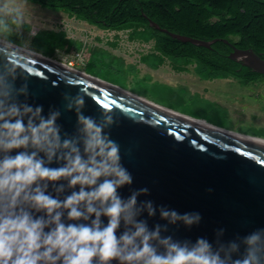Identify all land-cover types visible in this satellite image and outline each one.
Returning a JSON list of instances; mask_svg holds the SVG:
<instances>
[{
	"label": "clouds",
	"instance_id": "1",
	"mask_svg": "<svg viewBox=\"0 0 264 264\" xmlns=\"http://www.w3.org/2000/svg\"><path fill=\"white\" fill-rule=\"evenodd\" d=\"M17 68L0 73V264H264V228L215 246L149 228L139 219L156 214L151 201H139L148 189L127 198L119 192L133 176L107 131L116 123L107 106L97 119L83 113L82 96L71 97L66 109L76 112V134H62L59 110L45 115L42 105L20 100L28 88L16 87ZM66 187L71 192L61 199ZM160 216L189 227L201 220L164 208Z\"/></svg>",
	"mask_w": 264,
	"mask_h": 264
},
{
	"label": "water",
	"instance_id": "2",
	"mask_svg": "<svg viewBox=\"0 0 264 264\" xmlns=\"http://www.w3.org/2000/svg\"><path fill=\"white\" fill-rule=\"evenodd\" d=\"M143 16L151 28L182 43L207 49L216 42L228 44L232 48L230 60L264 75V57L252 49H239L226 39L204 41L173 33ZM16 65V87L27 84L28 88V95L20 96V100L42 105L45 115L59 110L57 124L62 134H76V112L66 109L71 97L82 96L83 113L97 119L107 106L116 120L107 131L120 145L121 162L133 176V184L119 192L127 198L134 190L148 189L139 201H151L156 214L149 216L145 211L139 219L145 220L149 228L161 225V235L193 242L204 237L214 246L217 241L227 242L264 228V146L247 140L263 138L237 135L208 124L205 127L201 121L83 74L84 78L67 65L34 57L27 50H17L0 41V73L5 66L12 69ZM58 183L66 186V181ZM49 191L56 195L53 184H49ZM70 192L66 187L59 197L63 199ZM161 208L181 214L199 213L201 220L190 227L182 222L171 224L161 218ZM102 219L107 223L106 218Z\"/></svg>",
	"mask_w": 264,
	"mask_h": 264
},
{
	"label": "rangeland",
	"instance_id": "3",
	"mask_svg": "<svg viewBox=\"0 0 264 264\" xmlns=\"http://www.w3.org/2000/svg\"><path fill=\"white\" fill-rule=\"evenodd\" d=\"M0 19L7 25L0 24V41L7 46L67 65L82 77L201 121L202 125L264 139L263 96L253 100L251 93L237 89L231 79L203 84L194 77L174 75L173 65H180V61L166 59L163 66L159 65L152 41H129V31L101 30L29 0H0ZM189 68L194 69L192 64ZM207 74L199 75L205 79Z\"/></svg>",
	"mask_w": 264,
	"mask_h": 264
},
{
	"label": "trees",
	"instance_id": "4",
	"mask_svg": "<svg viewBox=\"0 0 264 264\" xmlns=\"http://www.w3.org/2000/svg\"><path fill=\"white\" fill-rule=\"evenodd\" d=\"M101 30L129 31V41L153 42L159 65L178 60L175 69L195 64L206 79L233 78L248 84L261 76L230 60L232 48L216 42L210 49L182 43L149 26L144 14L170 32L204 41L226 39L264 57L263 0H29ZM197 71V72H198ZM198 74H202L201 72ZM252 76H255L252 77Z\"/></svg>",
	"mask_w": 264,
	"mask_h": 264
},
{
	"label": "flooded vegetation",
	"instance_id": "5",
	"mask_svg": "<svg viewBox=\"0 0 264 264\" xmlns=\"http://www.w3.org/2000/svg\"><path fill=\"white\" fill-rule=\"evenodd\" d=\"M189 65H191V64H189ZM189 65L185 66V70H183V71L177 70L175 68L172 71L176 74H181L184 76L187 75L188 77H191V79L194 77L198 80V83L208 80L206 78L205 79L202 78V75H199L198 73H196V71H194L196 68L195 64H192V67L194 68L193 70H190ZM252 77L255 78V76H252ZM217 79L226 80L227 78H217ZM229 79H231L232 82L236 84L237 89L247 91V92H249V94L251 93V98L253 100L258 101L259 96L264 97V94L262 92H259V90L264 91V75L256 77V79L254 81H251L248 84H243L242 82L235 80L233 78H229ZM182 84L185 85L187 83H182ZM187 85H189V84H187ZM251 103H255V102L252 101Z\"/></svg>",
	"mask_w": 264,
	"mask_h": 264
},
{
	"label": "bare ground",
	"instance_id": "6",
	"mask_svg": "<svg viewBox=\"0 0 264 264\" xmlns=\"http://www.w3.org/2000/svg\"><path fill=\"white\" fill-rule=\"evenodd\" d=\"M46 14V13H45ZM43 20V21H42ZM42 22H44V21H46L47 23H48V19L47 18H42ZM52 21V20H51ZM38 22V21H37ZM53 22V21H52ZM39 23V22H38ZM46 23V24H47ZM39 25V24H38ZM42 25V24H41ZM75 28V27H74ZM80 28V27H79ZM83 29V28H82ZM78 33V32H77ZM28 52V51H27ZM29 54H31V55H33L34 57H37L36 55H34L33 53H30V52H28ZM70 64H74L72 61H71V63ZM72 71V70H71ZM205 126V125H204ZM205 127H207V126H205ZM248 141H251V142H254V143H256V144H259V145H262V146H264V140H256V139H247Z\"/></svg>",
	"mask_w": 264,
	"mask_h": 264
},
{
	"label": "crops",
	"instance_id": "7",
	"mask_svg": "<svg viewBox=\"0 0 264 264\" xmlns=\"http://www.w3.org/2000/svg\"><path fill=\"white\" fill-rule=\"evenodd\" d=\"M161 66H163V64H162ZM143 67H145V68H146L147 70H149L150 72L153 71L152 69H150V68L147 67L146 65H143ZM152 73H154V72H152ZM173 74H174V75H178V74H176V73H174V72H173ZM180 75H181V74H180ZM227 79H229V78H227ZM218 80H219V79H213V80H210V79H209V80H207V81H204L203 84H211V83L216 82V81H218ZM220 81L222 82V81H224V80H220ZM225 81H226V80H225Z\"/></svg>",
	"mask_w": 264,
	"mask_h": 264
}]
</instances>
